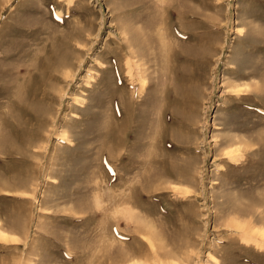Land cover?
<instances>
[{
    "label": "rangeland",
    "instance_id": "obj_1",
    "mask_svg": "<svg viewBox=\"0 0 264 264\" xmlns=\"http://www.w3.org/2000/svg\"><path fill=\"white\" fill-rule=\"evenodd\" d=\"M0 264H264V0H0Z\"/></svg>",
    "mask_w": 264,
    "mask_h": 264
},
{
    "label": "bare ground",
    "instance_id": "obj_2",
    "mask_svg": "<svg viewBox=\"0 0 264 264\" xmlns=\"http://www.w3.org/2000/svg\"><path fill=\"white\" fill-rule=\"evenodd\" d=\"M239 88V87H238ZM174 92V91H173ZM175 114V113H174Z\"/></svg>",
    "mask_w": 264,
    "mask_h": 264
}]
</instances>
